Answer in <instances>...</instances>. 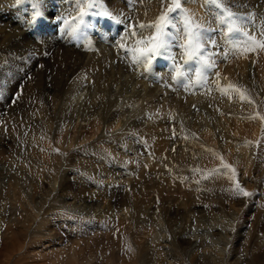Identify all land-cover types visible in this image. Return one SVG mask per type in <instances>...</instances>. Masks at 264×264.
I'll return each instance as SVG.
<instances>
[{"label":"bare ground","instance_id":"bare-ground-1","mask_svg":"<svg viewBox=\"0 0 264 264\" xmlns=\"http://www.w3.org/2000/svg\"><path fill=\"white\" fill-rule=\"evenodd\" d=\"M2 1L5 2L6 4H11L13 0H2ZM52 1L56 2V0H52ZM240 1L241 0H230V3L235 5V7L233 8L235 11L239 10L237 8V5ZM250 1L251 4L249 6L248 4H246L247 6L246 8L250 9L252 13H255L256 19L259 22L260 20L264 19L261 8L262 5L255 3V0H250ZM118 2L123 4V9L120 8L122 6H120ZM109 4H111L112 8L115 9L114 11L111 8L116 15L123 12L124 14H126L128 18L132 19L133 22H136L137 20L144 22L153 20L160 12L159 0H112ZM202 4H203V0H190V2L187 3L185 6L194 10L199 17H202L203 20L208 23L209 21L206 20L208 17L204 13V11L211 14L212 10H210V7L202 6ZM145 13H147V15H145ZM120 19L122 22L119 23L120 26L118 27V30H120L121 28L123 29L125 23L123 17H121ZM114 25H115L114 23L112 25L111 21L108 20L103 26L107 27L106 30L108 33L107 37L108 38L111 37V39H113L112 42L114 43V48H116L118 47L117 45L121 41V37L111 36V34L109 35V30H111V28L115 30V28H113ZM93 26H94V22L91 29L93 28ZM253 27L255 28L254 30L256 31V27L255 26ZM122 32L123 30H121L119 33ZM213 33H211V35L217 39V37ZM94 43L95 44H93L92 46L90 55L88 54L86 59L84 58V63L83 64L80 63L81 64L80 67L76 68V66L75 67L73 66L74 69L76 68L77 70L73 69V73H72V76H77L81 74L85 75L89 80H92L93 88L89 91L88 95L85 97L84 103L79 104L75 102L74 106H71L69 108L61 107V110L57 111L54 117V119L57 118V121L55 122V126L52 124L51 121H49L50 119L48 120L49 122H47L48 124H46L45 126L46 130H48V133L47 131L39 132L38 127L33 128L31 126L32 133L30 136V141L31 143H34L33 157L30 158L32 165L31 166L26 165L25 166L26 168L22 170L23 173L32 174L33 177L32 182L34 180L35 185L37 187L40 186L43 187L44 186L43 184L46 183L48 185L47 188L53 191V197L60 200L62 204L61 207L64 211L70 212L74 217H78L79 215H80L79 217H82V219L78 218V220H75L76 224L73 225V227H75V229H77L78 231L79 230L84 231L83 228L86 231H88V228L86 227V223L83 220L84 216L90 218L93 217L94 215L96 216L99 213L101 215V212L106 211L104 209L105 207L103 206L104 205L103 202H101V199H99L100 196L99 198L97 197L98 195L104 196V193L106 192H109L111 195H113L112 197L114 198V202L118 207L117 208L115 206L116 208L114 207V209L108 211L109 212L108 217L112 219H120L122 220V222L126 221V223L127 221H131L132 219L139 218V217L135 218L134 214L130 213L131 212L130 210H129L130 212L128 211L126 205L132 206V204L135 201L133 199L135 198L133 194V191L135 189L134 187L135 186L138 187V183L143 182L141 190H137V191L138 193H140V195L144 197V202L146 203L145 205L146 209L144 211V214L146 213L148 215L147 211H150L149 214H151V216L155 218V220L152 219V225L158 223L159 224L158 226H160V227L156 226L157 230L152 231L154 233L152 232L150 233V234H154V236L149 238V241L148 242L146 241L145 243V248L147 247L149 248V254H148L149 258H147L148 261L147 264H227L226 252H228L229 248L233 249V247H236L238 245L242 246L243 247L242 249L246 250L243 251L245 252V255L246 253H248V256L250 258L248 260L249 262L253 261L254 263L259 262L260 264H264V244H263L264 242V121H261L260 119L249 118L257 111H259L261 115H264V51L258 52L256 56L257 60L252 58L249 61H247L246 58H244L245 57L244 54L232 55L230 53L229 58H227L228 61L226 62L224 60L226 63L223 65V67H221L222 69L220 68L221 70L219 71L221 74L220 77L221 84H227L229 81H231L232 83L243 86L248 90L249 95L251 96L252 100L255 101V103H250L247 101L242 103L236 94H233L232 98L230 99L228 96L222 95L219 91H217L214 86H213V90L210 93H208L207 86L199 87L194 83L191 86L182 84L181 80L173 78L175 76V72L170 67H167L168 69L167 75L166 72L162 74L164 75V78L166 77L167 79H169L167 80L169 82L174 79V82H170V83H175L174 86L176 87L173 88L174 94L172 97L170 95H169L170 97L166 96V94L164 93H166L167 91L164 90L163 88L161 89L154 88L155 86L149 85V82H147L148 80L147 81L143 80L142 82H139V84L143 90H146L144 94L141 91L139 92L140 94L136 93V95L138 94L137 95L138 97L126 96L127 100L126 99L121 100L122 98L121 99H119L118 97L114 98L115 96L114 86H116L115 83H118L119 85L121 81L119 80L120 82H116L118 78L117 79L113 78L114 73L110 72L112 70L111 67L114 66L115 58L116 57L119 58L118 56L123 57L122 62L126 64V66L123 64L124 67L132 71L137 70L138 72L140 71L142 73H145V70L150 67H145L143 65H138L133 63L132 60L129 58V54L126 53L122 48H121L122 51H120L121 53L115 55V54H110V51L108 52L107 50L105 51L104 49L106 47L104 48V46L102 45L103 46L102 49L104 48L103 50L105 52L102 53L103 51H100L99 43L98 42H94ZM90 44H92V42ZM95 47H98V50H95ZM118 49H120V47H118ZM219 51L221 54L223 53L222 48H220ZM11 59L13 60V57ZM157 66L160 65L157 63ZM157 69L162 70V66L161 68H157ZM117 70L118 72L120 71L119 69ZM254 71L256 72L255 74L253 73ZM118 72H116V75ZM121 73L122 72H120L119 75ZM158 73L160 74V72ZM145 75L148 74L145 73ZM67 76L69 77L68 81H70L71 75L69 72H67ZM120 78L121 77L119 76V79ZM214 79L215 77L210 75V80H214ZM121 84L123 83L121 82ZM124 85L126 88L127 83L125 82ZM120 86L123 88L122 85ZM119 95L120 94H118V96ZM140 97L147 100V103L151 101L152 102L159 101L160 103H162L161 105L158 102V104L161 105L162 114H158L157 112H154V110L149 108L143 111V109H146L145 108L146 106L145 107L142 106L140 110L139 108L135 110L140 100ZM61 98L62 97H60L58 100H61ZM40 105H42L41 102ZM40 105L37 104L34 108L32 107L34 114L35 112L39 113V115L41 114L40 113L41 107H39ZM54 105L52 106V109L51 108L47 109L48 113H50L49 112L50 109L53 112L56 111V107ZM193 105H195V107H193ZM114 108L116 109L113 111ZM21 110H23V108ZM133 110L136 111V114L139 115L138 123L132 122L131 120H129L130 118L127 117L129 114H131V112L132 113L134 112ZM166 110L167 113H165ZM168 110L171 111V115L174 117L173 119H171L172 117L171 118L169 117V119L167 118L169 115ZM165 115L167 120L160 119L163 118ZM123 117H125V119H123ZM126 119L131 121V122H127L128 125H125ZM182 121H186V123L189 124L188 128L192 130L194 133L193 140L190 139L191 141H186V140L181 141L183 137L181 139H174L171 137L172 135L170 136V133L168 134L167 132L168 130H171L173 134H175V132L178 133L181 129L180 127L182 126ZM61 124H64V126H66L65 128L66 130H64V128L63 129L61 128L62 127ZM39 126L42 125L40 124ZM90 126L92 127V129L90 128L91 129L90 133H85V131ZM121 127H123L122 133L120 132L121 134H116L117 130L115 129H120ZM167 128L169 129L167 130ZM233 131H235V133ZM15 132H19V131H17L16 129ZM64 132H66L65 135L63 134ZM63 135H64L63 141L62 142L60 141L61 142L60 143L57 139L58 138L60 139V137ZM186 137L187 136H185L184 139H186ZM257 141H259L258 145L255 143ZM65 146L67 147V149L64 150ZM56 149H59V152H57ZM72 149L74 154L72 153V151H70ZM209 149L212 151L209 152L208 151ZM91 151L99 155L98 158L96 156L95 159L96 161H98L99 164L102 163V165L98 164L97 166H99V168H92V170L89 169L90 172H88L89 170L86 171L85 173L87 172L89 174L94 173L95 175L93 176L92 174V176L87 177L82 174L84 173V168H83L84 166H82V163L84 162H87V164L90 163L92 159L90 160L89 156L91 155L88 156V154L93 153ZM216 153L222 154L228 163H231L236 167L238 173L237 179L239 180L240 184L247 191H250L255 195L251 197L233 195L232 193L233 183L228 178L231 175V173H228V175H220V174L211 175L213 176V178L210 179L213 180L216 179L215 181L217 182V185L212 184L213 190H210L209 186L208 188H206L207 186L205 188L201 187L200 186L201 181L197 180L198 184L196 186H192L193 182L189 185V188L192 186L191 187L192 189H190L192 190V192L190 194L187 193L188 197H186L187 194L185 193L186 194L185 195L184 191H183V197L181 196V198L176 197L177 199H175L174 197L173 198L164 197L160 195V193L157 190H154L157 191L156 193L153 190H151L153 186L157 185L154 182V180L150 179V181L144 180L141 182V181H137L138 180L137 179L135 182V180H133L134 178L132 179L129 178L128 176H125L126 173L124 174V176L116 173L115 170L118 169L117 168L118 164L116 165V169L115 166H112L113 164H111L112 161H117L118 163L120 161H123V159H127V158L134 159L136 157H139V160L143 159L141 161L144 164H146L145 167L148 170L150 169V167L154 170V166L157 163L158 164L162 163L163 168H165V166L169 164L175 163L176 165L181 163L184 164L185 162L186 165L184 167H188L190 165L201 167V169L204 172L207 171L205 173L209 174L212 172V170L216 169L221 163L218 157L215 155ZM70 154L71 155L73 154L72 155L73 158L71 157L72 160L77 161L78 162L77 164L81 167L77 166V168H74L71 167V165H69L67 168H60L58 164H60V162L63 161V159H66V161H63L65 163L68 162L72 163ZM93 156L95 157V155H92V157ZM104 156L110 160L109 161L108 159H106L107 163L105 164L104 162H102L103 160H105L103 159ZM154 156H157V158H155ZM100 157L101 158L103 157L102 161H100L101 160ZM189 161L192 164H189ZM92 162L93 161H91V163ZM115 163L116 162H114V165ZM122 163L123 162H121V164ZM85 168L88 169L86 163H85ZM180 169H183V167H180ZM142 170L145 169L141 168V172H140L141 174H143ZM195 170L196 169H192V172H194ZM59 174L60 177H58ZM173 174L175 173L173 172ZM176 174L178 173L176 172ZM49 175L53 176L52 178L53 180H51V178L49 179L50 177ZM192 175H196V174L192 173L191 176ZM191 176L188 175V178L189 177L191 178ZM175 177L177 178V176ZM188 178L186 177V179ZM195 178L199 179L197 177ZM195 178L193 181L196 183L197 181ZM213 180L211 182L216 184V182H213ZM203 181L206 182L207 179L204 180L203 178ZM57 182L59 183V185ZM16 183L18 182L16 181ZM72 184L75 187L76 186L81 187L87 193L85 196H83L85 193L82 196L79 195L81 196L82 200L81 199L77 200L78 198L77 196H73V197L70 195L68 196ZM16 186H14V188H16ZM251 189L254 190L252 191ZM191 194L192 197L190 198ZM18 195L20 194L18 193ZM224 196L226 197V199L224 198ZM15 197L17 198V196ZM33 200L34 199H32L31 197L32 203L31 205H29L30 203L28 204L29 209H25V211L23 212L24 213L23 216H20L19 213H16L17 215L16 217V215L14 214L15 216V219H13L14 222L18 224L19 223L23 224L32 221L34 222L37 219L39 220V218L43 219L42 213L43 211H45L43 210L44 209L43 204L41 203L40 200L37 201V203H34ZM52 206L53 208L60 207L50 203L49 207L51 208ZM40 221L41 220H39V222ZM59 221L61 222L62 220L60 219ZM95 221L96 218H94V221L91 222L96 225ZM47 222L49 224V220ZM63 222H65V220H63ZM51 224L53 223L51 222ZM34 225L35 224H33V226ZM9 226L11 228H14V223L12 225L10 223ZM98 226H100V224ZM190 226L193 230L189 228ZM20 230L21 229H19L18 231ZM171 234L174 235L173 239H170L169 237ZM2 236L5 237V235L3 234ZM43 236H45V233ZM148 236L149 235H147V239ZM46 238L48 239L47 235ZM162 242H166V243H162ZM56 247L57 246H55V248ZM59 247H57L58 250ZM85 248H87V246ZM64 249L66 248L64 247ZM75 250H77L75 251L77 254L78 249ZM253 250L254 253H252ZM3 251L4 250H2V253ZM65 251L67 252L68 250L66 249ZM58 252L64 253V256L61 255L62 257H66L67 255L65 254L64 251H58ZM46 253L48 254V252ZM237 254L235 257V261L237 258V264H242L243 260L241 261V257L240 256L238 257ZM136 255L139 254L137 253ZM57 256H59L58 253ZM70 256H69L70 258L66 257L67 258L66 261L64 260L66 258H63L62 260L63 264H66V262L67 264L78 263V261L77 263H75V261L73 260L74 254ZM137 258L138 256L137 257L135 256L132 261L130 260L131 262H125L123 260L122 261L125 262V264H138ZM102 263L113 264L112 262H110V260H106L104 258ZM51 264H53V262Z\"/></svg>","mask_w":264,"mask_h":264},{"label":"rangeland","instance_id":"rangeland-1","mask_svg":"<svg viewBox=\"0 0 264 264\" xmlns=\"http://www.w3.org/2000/svg\"><path fill=\"white\" fill-rule=\"evenodd\" d=\"M111 1L112 0H107V1L106 0H100V6L96 10L97 11L108 10V11H111L113 14H115V12H114L115 9L112 8L111 4H109ZM2 2L3 1L0 0V190H1L0 191V203H1L0 204V264H13V263H15V264H51L52 262H53V264H58V263L63 264V261H62L63 258L69 257L72 254H74L73 260L75 261V263H77V261H78L77 264H103L102 263L103 258L106 260H110V262H112L113 264H125V262H131L135 256L136 257L138 256V258H137L138 264H141V262H142V264H144V263L147 264V262H148L147 258H149V255H148L149 254V248L148 247L145 248V243H146V241L147 242L149 241V238L154 236V234H150V233L152 231H156L157 227H160V226H158L159 225L158 223L155 225H152V219L155 220V218L153 216H151V214H149L150 211H147L148 215L146 213L144 214V211L146 209V206H145L146 203L144 202V197L142 195H140V193H138V191H137V190H141L142 183H143L142 181H144V180L150 181V179L154 180V182L157 185L153 186L151 188V190H153V191L157 190L160 193V195H162L164 197H171V198L174 197L175 199H177L176 197H178V198H181V196L183 197V191H184V194L185 193L190 194L192 192V190H190V189H192L191 187L196 186L198 184L197 180L201 181V185H200L201 187L205 188L207 186L206 188H208V186H209L210 190H213L212 184L217 185V182L215 181L216 179H214V180L210 179V178H213V176L209 175L208 173H205L207 171L204 172L201 169V167L192 166V165H190L188 167H184L186 165L185 162H184V164L183 163L176 164V165H175V163L169 164V165L165 166V168H163L162 163L161 164L157 163L154 166V170L151 167L148 170L145 167L146 164H144L141 161L143 159L140 158L141 160H139V157H136L134 159H130V158L123 159V161H120L118 163H117V161H112L111 164H113L112 166H115V169H116V165L118 164L117 168L119 169V171H118V169H116L115 170L116 173L123 175V176L126 173L125 176H128L129 178H132V179L134 178L133 180H135V182L137 179H138L137 181L142 182V183H138V187H136V186L134 187L135 189L136 188H138V189H136V191L134 189V191H133V194L135 197L133 199L135 201L132 204V206L126 205V208L128 209V211L130 210L131 212L130 211L129 212L134 214L135 218L136 217H139V218L132 219L131 221H127V223H126V221L122 222V220H120V219H112V218L108 217V214H109L108 211L114 209V207L115 206L117 207V205L114 202V198L112 197L113 195H111L109 192H106V193H104V196L103 195L97 196L98 198L100 196L99 199H101V202H103V204H104L103 206L105 207L104 209L106 211L101 212V215H100V213L97 214L96 215L97 217L95 215L93 216L94 218H96V221H95L96 225L91 222V221H94L93 217L87 218V216H84L83 220L86 223V227L88 228V231H86L84 228H83L84 231H82V230L78 231L77 229H75V227H73V225L76 224L75 220H78V218L82 219V217H79L80 215L78 217H74V216H72V214L70 212L64 211L61 207L62 204H61L60 200L53 197V191L47 188L48 185L46 183L43 184L44 185L43 187H41V186L37 187L35 185L34 180L32 182V178H33L32 174H30V173H29L30 175L25 174V173H23L22 170H24L26 168L25 167L26 165H28V166L32 165L31 161H30V158L33 157V149H34L33 148L34 143H31V141H30V136L32 133V127L33 128L38 127L39 132L47 131V133H48V130H46L45 126H46V124H48L47 122H49V121H51L52 124L55 126V122L57 121V118L54 119V117H55V114L57 113V111L61 110V107L69 108L71 106H74L75 102L79 103V104L84 103L85 97L88 95L89 91L93 88L92 80H89L83 74L77 75V76H72V73H73L74 67L75 66H76V68L80 67L81 64L84 63V58L86 59L88 54L90 55L92 46H93V44H95L94 42L99 43L100 51H103L102 53H105L104 50L105 51L107 50V52L110 51V54H115V55H117L118 53H121L120 52V51H122L121 48L120 49H118V47L114 48V43L112 42L113 39L107 40L105 38L104 40H102L103 39L102 37H104L105 34L103 33V31H99V30L101 28L106 30V28H104L102 22L106 23V21L110 20L112 25H113V23L115 24L114 26L119 27L120 25H119V23H117L116 21H114L110 18H106L103 16H99V17L98 16H90V17H86L85 19L87 21H89L90 23H91V21H93L94 26L97 29H93V28L91 29V27H90V28H87V30L84 29V30H82L81 33H78L77 35L73 36L70 28L63 25L61 23V20L59 19L60 17H66L67 18L70 15L75 16L77 14L76 6H75V4H73L71 2V0H56V2H54L52 0H39L38 9L33 8V4L37 3V0H13L11 4H6L5 2H3V3ZM255 3L262 5L261 8H262L263 16H264V0H255ZM246 4H248V6H249L251 4V1L250 0H241L238 3L237 8L239 9L238 11L240 13L251 12L250 9L246 8L247 7ZM55 5L58 6V10L55 8ZM119 5L122 6L120 8L123 9V4L119 3ZM111 8L114 11H112ZM35 10H38L41 13V15L34 18L33 13ZM233 11H235V10L233 9ZM204 13L208 17L206 20H208L210 22V23L208 22L209 25H211L213 28H219L220 27V25L216 22V19H214L215 15H216L214 10H212L211 14L207 13L206 11H204ZM209 17H210V19H209ZM213 20L215 23L213 22ZM254 29L255 28L253 27L251 30L253 31ZM91 30H92V35L90 34ZM121 30H123V29L121 28L120 30H118V29L114 30L111 28V30H109V35L111 34V36H117V37L120 36L121 37L122 33H119ZM213 34L217 37L218 42H219L220 37L218 36V34L215 32ZM91 42H92V44H90ZM102 45L104 46V48L106 47L105 49L103 48L104 50L102 49V47H103ZM95 50H98V47H95ZM227 50H228L227 48L222 47L223 52L227 51ZM174 51L178 52V49L177 50L174 49ZM7 53L9 56L7 55ZM68 53H70V54H68ZM249 54H250V56H249ZM251 54H252V57H251ZM257 54L258 53H248L245 55L244 58H246L247 61H249L252 58L257 60V58H256ZM72 55H73V57H72ZM12 57H13V60L11 59ZM68 57H69V59H68ZM118 57L119 58H117V57L115 58L114 66L111 67L112 70L110 72L114 73L113 78H116V79L118 78L116 82L121 81L123 84H121V82L119 83V85H118V83H115L116 86H114V91H115L114 98L118 97L119 99L122 98L121 100H123V99L127 100L126 96H128V97L129 96H137L138 94H140L139 92H141V91L144 94L146 90H143L139 84V82H142L143 80H145V81L148 80L147 82H149V85L155 86L154 88H159V89L163 88L164 90H166L167 92L164 91V92H166V93H164V94H166V96H169V95L171 97L173 96V94H174L173 88L175 87L174 86L175 83H170V82H174V79L173 80L170 79L171 80L170 82L167 81L169 79H167L166 77L164 78V75L162 74L165 72L161 71L160 74L158 72H156L153 75L150 73H147L148 75H145V73H142L140 71L138 72L137 70L132 71V70H129L126 67H124V65L126 66V64L124 62H122L123 57H120V56H118ZM227 58H229V55L226 58L222 54L220 56H217L216 61L218 60L217 61V64H218L217 70L218 71H220L222 69L221 67H223V65L228 61ZM117 63H119V64H117ZM76 68L74 70H77ZM117 69H119L120 71L118 72ZM54 70H56L57 72ZM66 71L69 72L71 75L70 81H68L69 77L67 76ZM54 72H55V74H54ZM116 72H118L117 75H116ZM120 72H122V73L119 75ZM253 73L255 74L256 72L254 71ZM149 75H150V77H149ZM158 75H160V76H158ZM166 75H167V73H166ZM42 76H44V77H42ZM119 76L121 77L120 79H119ZM53 77H54V79H53ZM130 78H132V79H130ZM140 79H142V80H140ZM125 82L127 83L126 88L124 85ZM120 85H122L123 88ZM61 86H63V87H61ZM160 91H163V90H160ZM49 92H51V93H49ZM136 93H138V94L136 95ZM49 94H50V96H49ZM72 94H74V95H72ZM118 94H120L119 95L120 97L118 96ZM33 95H34V97H33ZM123 96H124V98H123ZM60 97H62L61 100H58ZM71 100H73V101H71ZM28 101H29V104H28ZM40 102L42 103V105H40ZM158 102L159 101H155V102L151 101V102L147 103V100L140 97V100H139L138 105L136 106L135 110H137L138 108L140 110V108L142 106L143 107L146 106L145 107L146 109H143V111L147 110V108H149V109L154 110V112H157L158 114H162L161 113L162 112V110H161L162 103L159 102L161 104L160 105V104H158ZM30 103H32V104H30ZM62 103H65V104H62ZM37 104L40 105L39 107H41L40 108V110H41L40 115H39V113L35 112V114H34V112H33V108ZM148 104L151 106H149ZM53 105L56 107V111H54V112L51 111ZM58 105H61V106H58ZM124 105H126V104H124ZM22 108H23L24 112H23V110H21ZM49 108H51L49 111L50 113H48V110H47ZM115 109L116 108H114L113 111ZM18 111H20V112H18ZM165 113H167V110ZM168 113L170 116L168 115L167 118L169 119V117L170 118L172 117L171 119H173L174 117L171 115L170 110H168ZM127 117H129L130 118L129 120H131L132 122H137V123L139 122L138 121L139 115L136 114V111H134L133 113L131 112V114H129ZM181 118H180V120H181ZM123 119H125V117H123ZM160 119L167 120L166 115ZM129 120H127V119L125 120V125H128L127 122H131ZM40 124L42 126H39ZM61 125H62L61 128L62 129L64 128V130H66L65 129L66 126H64V124H61ZM188 127H189V124L186 123V121H182V126L180 127L181 129L178 133L175 132V134L177 133L176 135L173 134V132L171 130H168L169 128H167V130H168L167 132H168V134L170 133V136L172 135L171 137L174 139H181L183 137L181 139V141H184V140L191 141L194 139V133ZM90 128L92 129L91 126L88 127V129L85 131V133H90V131H91ZM16 129L19 132H15ZM122 129H123V127H121L120 129H115V130H117L116 134H121ZM9 131H11V132H9ZM235 131H233V132L235 133ZM184 132H186V133H184ZM12 133H14V134H12ZM65 133L66 132H64L63 134L65 135ZM180 134H181V137H180ZM64 135L61 136L60 139L58 138L57 140L59 142L60 141L62 142ZM191 135H192V137H191ZM185 136H187L186 139H184ZM25 137H26V140H25ZM188 137H189V139H188ZM27 140H29V141H27ZM29 149H31V150H29ZM65 149H67L66 146L64 147V150ZM73 149L70 150V151H72V153H73ZM91 152H93V151H91ZM93 153L88 154V156L91 155L89 157H90V160L92 159L91 160V161H93L92 163H91V161L88 164H87V162L82 163V166H84L83 167L84 173H82V174L87 176V177L92 176V174H93V176H95L94 173H90V174L88 173V172H90V170H92V168H99V166H97L99 163L95 159L96 156L98 158L99 155H97V153H94V154ZM72 155L70 154V158L71 157L73 158ZM92 155H95V157L94 156L92 157ZM154 157L157 158V156H154ZM72 158H71V160H72ZM102 158L100 161L105 159L102 162H104V164L107 163L106 159H108V158L105 156L103 159ZM28 159H29V161H28ZM80 159H81V157H80ZM94 159H95V162H94ZM25 160H26V162H25ZM63 161H66V159H63ZM63 161H61L60 164H58L60 166V168H67L69 165H71V167H74V168H77V166L81 167L77 164L78 162L75 160H72L71 161L72 163H70V162L65 163ZM114 162H116L115 165H114ZM121 162H123V163L121 164ZM85 163H86V166L88 169L85 168ZM100 164L102 165V163H100ZM189 164H192V163L189 161ZM75 165H76V167H75ZM126 167H128V168H126ZM180 167H183V169H180ZM141 168L146 170V171L142 170L144 175L140 173ZM172 168H174V169H172ZM198 168L201 170L199 173L197 171L192 172V169H198ZM86 171H88V172L85 173ZM175 171L178 174H176ZM93 172H94V170H93ZM173 172L175 174H173ZM192 173H194L196 175L191 176ZM187 174L189 176H191V178L190 177L188 178ZM179 175H181V176H179ZM202 175H203V177H202ZM175 176H177V178ZM198 176H201L202 179H201V177H198ZM58 177H60V174ZM186 177L188 179H186ZM195 177H197L199 179H196ZM205 177H207L206 182L203 181V178H204V180H206ZM50 178H51V180H53L52 179L53 176H50L49 179ZM194 178L197 181L196 183L193 181ZM212 180H213V182H216V184L212 183L211 182ZM16 181L18 183H16ZM26 181H28V182H26ZM31 182H32V185H31ZM187 182H189V183H187ZM202 182H203V184H202ZM8 183H10V184H8ZM186 183L188 184V186ZM191 183H192V186L189 188V185ZM15 184L17 186L18 185H20V186L17 187ZM58 185H59V183H58ZM14 186H16L17 189L14 188ZM19 188H20V190H19ZM77 189H78V191H77ZM160 189H161V192H160ZM79 190H81V191H79ZM251 190L253 191L254 189H251ZM13 191H15V192H13ZM157 191H154V192L156 193ZM185 191H187V192H185ZM75 192H76V194H75ZM77 192H79V193H77ZM18 193L20 195H18ZM135 193H136V195H135ZM86 194L87 193L84 191V189H82L81 187H77V186L75 187L72 184V186L70 187V192H69L68 196L69 195L72 197L77 196L78 197L77 200L78 199L82 200L81 196L82 195L85 196ZM14 195L17 196V198ZM79 195H81V196H79ZM227 195H229V194H227ZM31 197H32V199H34L33 200L34 203H37V201L40 200L41 203L43 204V206H44L43 210H45L42 213L43 219L39 218V220H41L40 222L37 219L34 222L33 221L29 222L30 224L29 223H23V224L19 223L18 224L16 222H14L13 221V219H15L14 214L16 215V213H19L20 216H23V214H24L23 212L25 211V209H29L28 204L30 203L29 205H31V203H32ZM45 197H46V199H45ZM186 197H188V194L186 195ZM191 197H192V194H191L190 198ZM224 198L226 199L225 196H224ZM50 203L54 204L55 206H60V207H58V208L54 207L53 208V206H52L50 208L49 207ZM137 204H139V205H137ZM46 205H47V208H46ZM61 212L64 214H62ZM136 212H138V213H136ZM6 213H8V214H6ZM48 213H50V214H48ZM5 215H7V216H5ZM54 215H55V217H54ZM47 216H48V219H47ZM16 217H17V215H16ZM60 219L62 220L61 222L59 221ZM48 220H49V224L47 222ZM63 220H65V222H63ZM148 221H149V223H148ZM51 222L53 224H51ZM10 223H11V225L14 223V228H11L9 226ZM33 224H35V225L33 226ZM99 224H100V226H98ZM22 225H23V227H22ZM150 227H152L153 229ZM37 228L39 230L40 229L41 230L39 231ZM189 228L192 229L191 226ZM19 229H21L23 232L21 230H20L21 232L18 231ZM58 229H59V231H58ZM43 231L45 233V236H43L44 235ZM60 231H62V232H60ZM9 232H10V234H9ZM35 233H36V235H35ZM54 233L58 234V235H55ZM152 233H154V232H152ZM2 234L5 235V237L2 236ZM46 235H47L48 239L46 238ZM147 235H149L148 239H147ZM34 236H35V238H34ZM107 236H109V237H107ZM169 237H170V239H173L174 235L171 234ZM79 238H80V240H79ZM83 240H85V241H83ZM34 241L36 244L34 243ZM162 243H166V242H162ZM263 244H264V242H263ZM55 246H57V247L60 246L59 250L57 247L55 248ZM84 246L85 247L87 246V248H85ZM64 247L68 250L67 252L65 251L66 249H64ZM237 247H239L241 249L243 248L242 246L238 245L236 247H233V249L229 248L228 252H226L227 253V255H226L227 264H237V258L235 261V257H236L237 253H238L237 256L241 257V261L243 260L242 264H260L259 262H256V263H254L253 261L249 262L248 260L250 258L248 256V253H246V255H247L246 256L245 252H243L246 250H244V249L241 250ZM82 248H83V250H82ZM162 248H163V246H162ZM75 249H78L77 254L75 252L77 250H75ZM2 250H4L3 253H2ZM53 250L54 251L56 250V251L54 252ZM57 250L58 251H64L65 254H67L66 257H62L61 255L64 256V253L58 252ZM236 250H239V251H236ZM35 251H38V252H35ZM46 252H48V254ZM57 253L59 256H57ZM137 253L139 255H136ZM232 253H234L235 256ZM252 253H254V250L252 251ZM242 255H244V256H242ZM3 258H4V260H3ZM245 258H247V259H245ZM64 260L66 261L67 258ZM122 260L125 262H123ZM57 261H59V262H57ZM66 264H67V262H66Z\"/></svg>","mask_w":264,"mask_h":264},{"label":"snow or ice","instance_id":"snow-or-ice-1","mask_svg":"<svg viewBox=\"0 0 264 264\" xmlns=\"http://www.w3.org/2000/svg\"><path fill=\"white\" fill-rule=\"evenodd\" d=\"M71 2L75 4L77 14L59 19L63 25L70 28L73 36L92 27L86 17L103 16L117 23H121L120 17H123L125 23L118 47L129 54L133 63L150 67L157 59L167 57L175 72L173 78L181 80L182 84L191 86L194 83L199 87L207 86L208 93L214 86L217 91L230 99L236 94L242 103L245 101L255 103L243 86L231 81L221 84V74L217 70L216 61L217 56L221 55L219 49L222 47L228 49L222 53L225 58L230 53L246 55L264 51V19L258 22L255 13L233 11L235 5L231 4L230 0H203L202 6L210 7V10L216 13L214 19L220 27L213 28L194 10L185 6L190 0H159V14L147 22L138 20L133 22L123 12L116 15L108 10L97 11L100 0H71ZM38 6L39 0L33 4V8L38 9ZM40 15L38 10L33 13L34 18ZM253 26L256 27V31L251 30ZM213 32L220 36V42L211 35ZM174 49H179V52ZM210 75L215 79L210 80ZM249 118L264 121V115L259 111ZM255 143L258 145L259 141ZM56 151L59 152V149ZM215 155L221 163L209 175L231 173L228 178L233 183V195L243 197L255 195L240 184L236 167L228 163L222 154Z\"/></svg>","mask_w":264,"mask_h":264}]
</instances>
